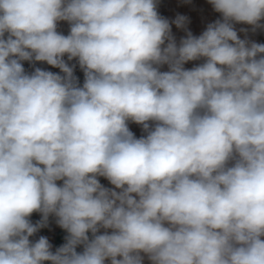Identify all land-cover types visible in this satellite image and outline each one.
I'll return each instance as SVG.
<instances>
[{
  "label": "clouds",
  "instance_id": "1",
  "mask_svg": "<svg viewBox=\"0 0 264 264\" xmlns=\"http://www.w3.org/2000/svg\"><path fill=\"white\" fill-rule=\"evenodd\" d=\"M208 3L195 36L158 0H0V264H264V44L234 27L264 0Z\"/></svg>",
  "mask_w": 264,
  "mask_h": 264
},
{
  "label": "crops",
  "instance_id": "2",
  "mask_svg": "<svg viewBox=\"0 0 264 264\" xmlns=\"http://www.w3.org/2000/svg\"><path fill=\"white\" fill-rule=\"evenodd\" d=\"M158 13L162 16L167 18L170 22L174 20L177 16L183 15L188 17L189 23L187 25L188 30L192 32L193 35L199 36L209 23L214 22L217 19L221 18V14L214 11L212 5L208 3V0H158ZM264 23V20L261 21ZM235 29L238 32V36L241 39L247 38L250 41H254L259 44H264V29H257L255 32H252V26L242 23H237L234 25ZM172 33L176 38L177 44L182 37L186 36V33L182 29H178L175 24L171 25ZM241 28L248 29L247 37L244 32H240ZM58 32L64 34L65 36L69 34V24L65 21L58 22ZM264 55V54H262ZM67 61V56L64 57ZM204 60H197V61H190L184 65L186 69H191L196 65L203 63ZM25 70L31 73L34 68L39 67L43 70L51 71L53 73H60L59 68L52 67L48 65L46 62H35L34 64L29 63L27 61L22 62ZM70 64H76V61L73 60L69 62ZM167 65L161 68V71H167ZM74 74L78 77L80 85L82 86L84 82V73L79 68L78 64L75 68ZM151 123V122H149ZM129 129L134 133L137 138L146 135L143 132L142 127L135 123L129 122ZM100 183L105 187L112 188L113 186L109 183V181L104 177H98ZM58 184H62V181H57ZM119 191V190H117ZM41 219L40 213H33L30 217V220L33 224ZM103 229L98 234H103ZM109 233L111 230H108ZM67 232L60 228L55 221V217L50 216L48 227L41 228L37 233H35L29 239L33 242L38 240L41 236L47 237L49 242L52 244V251H55L56 248L60 247L62 244L65 243V236ZM89 237L91 238V233H89ZM83 246L77 247V252H82ZM143 255V253H142ZM117 259H121V257H117ZM147 258L145 257V260ZM147 264H150V261L146 260ZM44 264H50V262L45 261ZM105 264H110V260H106Z\"/></svg>",
  "mask_w": 264,
  "mask_h": 264
},
{
  "label": "rangeland",
  "instance_id": "3",
  "mask_svg": "<svg viewBox=\"0 0 264 264\" xmlns=\"http://www.w3.org/2000/svg\"><path fill=\"white\" fill-rule=\"evenodd\" d=\"M146 260H147V259H146ZM146 260L144 259V262H143V264H147Z\"/></svg>",
  "mask_w": 264,
  "mask_h": 264
}]
</instances>
